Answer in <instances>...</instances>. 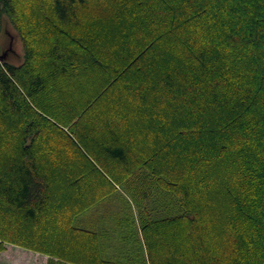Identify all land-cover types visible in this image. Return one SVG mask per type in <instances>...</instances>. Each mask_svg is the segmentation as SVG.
<instances>
[{"label": "trees", "instance_id": "16d2710c", "mask_svg": "<svg viewBox=\"0 0 264 264\" xmlns=\"http://www.w3.org/2000/svg\"><path fill=\"white\" fill-rule=\"evenodd\" d=\"M90 1L50 0L57 31L41 62L25 36L21 64L0 60L13 139L0 152V250L16 242L49 264H264V0H112L110 31L79 35ZM5 18L22 32L16 0H0V33ZM133 178L178 203L141 209L144 261L109 257L76 223Z\"/></svg>", "mask_w": 264, "mask_h": 264}, {"label": "rangeland", "instance_id": "374dc122", "mask_svg": "<svg viewBox=\"0 0 264 264\" xmlns=\"http://www.w3.org/2000/svg\"><path fill=\"white\" fill-rule=\"evenodd\" d=\"M115 2L110 0L104 4L99 0H92L81 7L80 26L74 28V31L84 36L88 34L102 36L109 32L112 24H115L117 12L114 7ZM16 4L22 32L16 29L10 20L4 19L0 33V55L12 64H21L25 58L23 45V36H25L35 48L37 61L41 62L51 42L45 40V36L52 34L50 38L52 40L55 34L53 27L54 32L57 31L51 2L50 0H16ZM117 22L118 20L116 25ZM77 90L84 93L85 87H79ZM49 100L55 101V95L51 94ZM105 106L108 107L109 103H105ZM3 128L0 126V152H8L12 148L10 144L13 139L8 134L5 135L7 130ZM132 142L133 149L136 148L133 144L141 147L139 140L132 138ZM142 183L139 179L133 178L129 188L118 186L114 193L93 205L76 220L77 225L82 228L92 229L100 234V243L109 257H123L124 260L131 257L133 261H144L147 254L138 221L141 209L145 207L144 212L148 216L151 213L152 216H158L178 211L177 198L173 192L154 181L149 184L143 183L144 185ZM148 186L151 190L145 189ZM144 191L148 193L144 194ZM2 245L0 264H49L51 259L57 260L47 253L16 242L3 241Z\"/></svg>", "mask_w": 264, "mask_h": 264}, {"label": "water", "instance_id": "95a60500", "mask_svg": "<svg viewBox=\"0 0 264 264\" xmlns=\"http://www.w3.org/2000/svg\"><path fill=\"white\" fill-rule=\"evenodd\" d=\"M0 60H3V56L2 55L0 56Z\"/></svg>", "mask_w": 264, "mask_h": 264}]
</instances>
